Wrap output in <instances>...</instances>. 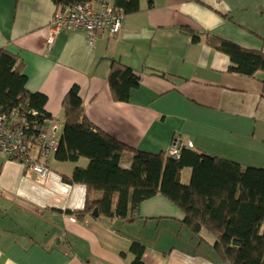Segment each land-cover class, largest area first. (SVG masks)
Masks as SVG:
<instances>
[{"label":"crops","instance_id":"obj_1","mask_svg":"<svg viewBox=\"0 0 264 264\" xmlns=\"http://www.w3.org/2000/svg\"><path fill=\"white\" fill-rule=\"evenodd\" d=\"M52 0H0V48L20 56L26 89L48 97L46 110L62 120V100L80 87L87 116L98 127L142 151H167L175 142L264 168V71H229L230 58L195 42L184 26L264 53V0H140L119 34L61 32L49 43ZM111 58L140 76L127 102L112 98ZM132 154H124L128 168ZM78 162L55 157L45 180L0 157V264H130L134 240L144 264H224L206 231L192 233L184 213L162 195L143 201L134 222L89 215L85 187L69 183ZM187 170V169H186ZM184 171V176L186 173Z\"/></svg>","mask_w":264,"mask_h":264},{"label":"trees","instance_id":"obj_2","mask_svg":"<svg viewBox=\"0 0 264 264\" xmlns=\"http://www.w3.org/2000/svg\"><path fill=\"white\" fill-rule=\"evenodd\" d=\"M58 7L96 0H52ZM127 15L140 10V0H113ZM183 30L198 42L205 38L214 50L230 58L229 71L254 76L264 71V53L190 26ZM24 61L6 47L0 48V107L9 115L19 109L32 124L41 125L53 116L46 110L48 97L26 89ZM141 76L120 59L111 58L108 84L112 98L127 102ZM64 126L55 158L78 162L69 183L85 187L82 208L68 210L84 221L97 210L98 217L134 222L141 203L162 195L184 213V224L194 234L213 235L212 247L224 264H264V168L240 163L184 146L180 156L167 151L152 153L133 147L96 126L87 116L79 85L62 100ZM37 111L32 115L31 112ZM132 154L128 168L121 165L124 154ZM190 169V181L183 182ZM130 264H144L145 246L134 240Z\"/></svg>","mask_w":264,"mask_h":264},{"label":"built area","instance_id":"obj_3","mask_svg":"<svg viewBox=\"0 0 264 264\" xmlns=\"http://www.w3.org/2000/svg\"><path fill=\"white\" fill-rule=\"evenodd\" d=\"M126 20L127 14L115 7L113 0L80 3L56 11L49 25L48 42L53 43L64 31L84 30L92 42L98 31L116 36ZM31 113L35 115L37 111ZM63 126L64 121L55 117L45 119L41 125L32 124L19 109L6 115L0 107V157L20 162L26 170L45 180L51 171L49 160L59 148ZM184 146L175 142L168 153L178 157Z\"/></svg>","mask_w":264,"mask_h":264},{"label":"rangeland","instance_id":"obj_4","mask_svg":"<svg viewBox=\"0 0 264 264\" xmlns=\"http://www.w3.org/2000/svg\"><path fill=\"white\" fill-rule=\"evenodd\" d=\"M53 158H54V157H51V158H50V160H49V161H50V164H51ZM190 175H191L190 169H187V170H186V173H185V176H184V179H183V182H184L185 184H188V183H189V181H190Z\"/></svg>","mask_w":264,"mask_h":264},{"label":"water","instance_id":"obj_5","mask_svg":"<svg viewBox=\"0 0 264 264\" xmlns=\"http://www.w3.org/2000/svg\"><path fill=\"white\" fill-rule=\"evenodd\" d=\"M93 215H94V216H98V212H97V210L94 211Z\"/></svg>","mask_w":264,"mask_h":264}]
</instances>
